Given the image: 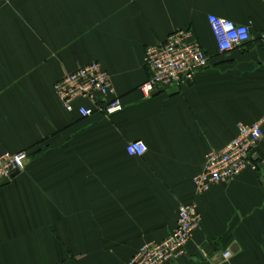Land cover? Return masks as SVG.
Returning <instances> with one entry per match:
<instances>
[{"label": "crops", "instance_id": "0c3cea01", "mask_svg": "<svg viewBox=\"0 0 264 264\" xmlns=\"http://www.w3.org/2000/svg\"><path fill=\"white\" fill-rule=\"evenodd\" d=\"M210 15L248 25L251 39L221 52ZM179 30L210 64L147 98L146 50ZM263 33L264 0H0V155H30L0 187V264H129L192 202L201 226L167 264H264V137L258 171L202 195L193 183L208 152L264 118ZM96 60L123 110L68 113L54 83ZM134 140L144 155L128 154Z\"/></svg>", "mask_w": 264, "mask_h": 264}, {"label": "built area", "instance_id": "2783aa9c", "mask_svg": "<svg viewBox=\"0 0 264 264\" xmlns=\"http://www.w3.org/2000/svg\"><path fill=\"white\" fill-rule=\"evenodd\" d=\"M209 25L221 52L242 46L251 39L248 25L236 24L217 15H210ZM264 46V33L260 37ZM148 79L140 86L145 97L175 85L194 81L198 73L210 64V56L190 30H179L163 42L149 46L146 50ZM68 113H77L81 118L96 114L106 117L123 110L122 98L116 95L112 79L100 61H92L65 74L53 86ZM264 118L252 124H240L238 132L223 149L206 154L203 171L193 179L197 195H202L219 183H227L245 171H258L257 147L264 137ZM130 155L142 156L148 151L143 140L127 144ZM28 151L4 152L0 155V187L16 172L28 167ZM202 215L196 202L182 204L178 211L176 228L166 238L143 245L129 264H167L178 261L187 251ZM230 258L232 252H224Z\"/></svg>", "mask_w": 264, "mask_h": 264}, {"label": "water", "instance_id": "95a60500", "mask_svg": "<svg viewBox=\"0 0 264 264\" xmlns=\"http://www.w3.org/2000/svg\"><path fill=\"white\" fill-rule=\"evenodd\" d=\"M194 81H189L188 84H193ZM20 173L16 172L15 174L12 175L11 179H14L15 177H17ZM11 179H7L5 181L2 182L1 186L7 185L8 183H10Z\"/></svg>", "mask_w": 264, "mask_h": 264}]
</instances>
